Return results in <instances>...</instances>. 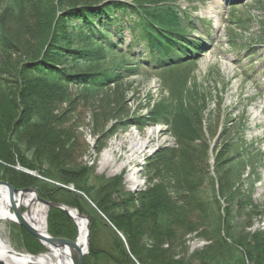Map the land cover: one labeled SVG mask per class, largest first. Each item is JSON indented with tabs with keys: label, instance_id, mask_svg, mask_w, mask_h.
Segmentation results:
<instances>
[{
	"label": "trees",
	"instance_id": "1",
	"mask_svg": "<svg viewBox=\"0 0 264 264\" xmlns=\"http://www.w3.org/2000/svg\"><path fill=\"white\" fill-rule=\"evenodd\" d=\"M9 1L12 9L33 12L32 22L30 17L28 25L15 28L25 32L33 50L25 61L7 56L0 65V181L14 189L34 188L46 201L86 216L90 231L84 264H155V259L186 264L174 261V251L192 234L207 245L192 255V263L264 264V231L239 233L234 217L235 209H246L245 216L252 217L250 195L240 190L246 157L240 150L232 155V141H227L213 157L211 176L205 109L193 96L198 93L180 89L185 77L167 98L148 104L145 114L120 121L111 131H126L131 124L139 131L161 126L174 140L173 147L158 149L147 159L142 191L131 194L121 179L98 177L93 168L76 164L68 142L72 134L59 127L61 118L41 134L34 132L42 121L43 101L65 104L70 87L95 94L117 83L118 73L134 71L122 59L129 55L117 52L116 44L125 36L151 54V65L164 69L169 80L184 76L193 63L189 57L205 47L202 39L188 38L195 22L209 24L180 10L179 0ZM0 31L1 52L16 53L17 33L14 39L1 26ZM49 209L48 234L73 240L71 219L60 209ZM12 231L21 236L26 253L43 252L21 228Z\"/></svg>",
	"mask_w": 264,
	"mask_h": 264
},
{
	"label": "rangeland",
	"instance_id": "2",
	"mask_svg": "<svg viewBox=\"0 0 264 264\" xmlns=\"http://www.w3.org/2000/svg\"><path fill=\"white\" fill-rule=\"evenodd\" d=\"M230 1H178V8L188 16L190 14L193 20L209 24H200L198 27L204 34L200 36L199 32L198 39L205 41L204 50L209 45L207 51L209 56L199 55L197 59L195 58L197 61H194L182 76L186 80L180 89L187 90L189 95L198 93L193 95L197 100L205 98L204 103L199 101L198 104L205 109L203 130L210 148L211 176L214 178L213 157L227 141H232L231 147H234L232 155L236 150H240L241 155L244 153L246 157L243 163L244 182L240 190L242 195H250L249 209L252 210V217L249 219L245 216L246 209L241 211L235 209L234 217L239 233L244 231L245 234H253L256 231H264V2ZM12 8L9 0H0V22H3L0 26L2 30L11 34L10 38L15 33L18 37L16 39L14 36L16 53L4 55L0 50V65L7 56L13 61L15 59L25 61L33 50L30 49L33 43L31 41L27 43L25 32L15 30L18 23L28 25L30 17L32 22L33 12L24 8L19 10ZM190 36L196 38L197 32L194 31ZM42 42L43 45L45 41ZM126 44L127 42L124 45L119 44L117 52L128 50ZM120 58L116 57V60ZM122 59L124 63H133L128 58ZM149 67H138L133 72L119 73L120 79L117 83L110 84L95 94L84 92L78 87H70L67 89L69 99L65 104L43 101L42 121L38 123L34 132L41 134L46 128L55 125L56 118H61L58 122L59 127L69 130L72 134L68 139L69 144L73 145L69 154H74V159L78 157L76 164L93 168L98 177L121 179L126 191L131 194L144 190L147 186V159L158 149L173 147L174 140L165 134L164 127L145 128L139 131L131 124L126 131L120 129L113 133L111 131L120 121L145 114L146 110L143 107L148 104L151 106L161 98H167L169 91L181 84V77L167 81L164 69L157 71ZM106 153L111 157L110 165L107 167L102 163L103 155ZM37 197H40L39 194ZM219 202L224 207L223 200ZM35 208L42 213L46 234L51 236L47 230L50 209L38 201L35 202ZM71 209L78 214L76 209ZM21 210L25 215L26 210ZM87 222L89 227L88 219ZM72 224L76 232L74 240L77 237V229L73 221ZM14 226L2 223L0 238L16 253L36 257L48 253L42 245L43 252L38 255L26 253L21 236L16 237L12 231ZM204 240L195 234L189 235L179 243L181 247L174 251V261L184 259L186 264H195L191 262L192 255L207 246ZM153 263L159 264V261L155 259Z\"/></svg>",
	"mask_w": 264,
	"mask_h": 264
},
{
	"label": "bare ground",
	"instance_id": "3",
	"mask_svg": "<svg viewBox=\"0 0 264 264\" xmlns=\"http://www.w3.org/2000/svg\"><path fill=\"white\" fill-rule=\"evenodd\" d=\"M110 154L103 155L102 163L105 167L110 165ZM36 199L34 196H27L24 198L20 209H25L29 212V215L24 217L25 221H29L31 226L42 235H47L45 231V220H43L42 213L39 209L35 208ZM7 194L5 190H0V226L6 223L14 224L16 221L11 212L7 211ZM70 217L74 220L77 229V247L80 250H84L87 247V229L86 221L84 218H80L79 215L70 211ZM44 247L48 253L43 254L38 258H31L27 254H18L12 247L0 238V261L3 264H72L71 251L68 249H50L46 243L43 242ZM18 254V255H16Z\"/></svg>",
	"mask_w": 264,
	"mask_h": 264
},
{
	"label": "water",
	"instance_id": "4",
	"mask_svg": "<svg viewBox=\"0 0 264 264\" xmlns=\"http://www.w3.org/2000/svg\"><path fill=\"white\" fill-rule=\"evenodd\" d=\"M31 174V173H28ZM0 190H5L7 194V200H8V205H7V211L12 212V215L15 219V224L18 225L20 228H22L27 234H29L31 237H33L37 242H39L43 247V242L46 243L47 246H49L50 249H68L71 251V262L72 264H84L83 257L86 256L89 253L88 250V241H87V247L83 250L78 249L77 247V240L75 239L74 241H69L66 239H56L52 238L51 236H44L40 234L38 231H36L30 224L29 221H25L24 217L29 215V212L26 211V214L24 215L22 213V210L19 208L22 205V202L24 201V198L27 196L33 195L34 198L36 197V192H34L31 189H24V190H18V189H13L9 184L6 182H1L0 181ZM36 201H38L40 204L44 205L46 208L53 207L56 209H61L65 215L67 216L68 219L73 220L70 217V210L69 208L63 206V205H55L51 203H46L43 199H39L38 197L35 198ZM81 218H83L81 216ZM85 219V218H84ZM87 229V235L89 232L88 226H86ZM18 255V254H16ZM41 256V255H40ZM38 256V257H40ZM31 258H38V257H33L30 256ZM0 264H3L0 261ZM35 264V263H31Z\"/></svg>",
	"mask_w": 264,
	"mask_h": 264
}]
</instances>
